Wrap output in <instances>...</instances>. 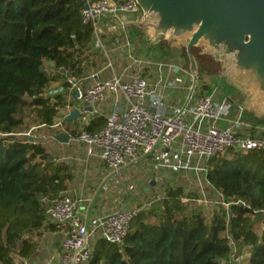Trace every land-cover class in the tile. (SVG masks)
<instances>
[{"label":"trees","instance_id":"16d2710c","mask_svg":"<svg viewBox=\"0 0 264 264\" xmlns=\"http://www.w3.org/2000/svg\"><path fill=\"white\" fill-rule=\"evenodd\" d=\"M83 5V0H0V264L31 259L36 252L31 237L57 227L46 223L43 206L66 190L68 167L53 161L40 144L15 135L27 100L40 125L52 126L64 110L62 97L43 95L52 80L43 70L46 63L83 75L93 41L91 27L81 22ZM192 55L202 73H218L209 57L196 50ZM63 118V135L70 137L94 133L104 124L103 116L87 126ZM207 168L205 181L224 201H242L250 209L232 205L226 216L220 207L208 223L201 213L185 214L180 188H167L158 213L140 211L121 246L99 241L90 264H222L231 251L227 235L246 248V264H264V228L258 234L253 225L254 218H264V152L230 150L210 159Z\"/></svg>","mask_w":264,"mask_h":264},{"label":"built area","instance_id":"2783aa9c","mask_svg":"<svg viewBox=\"0 0 264 264\" xmlns=\"http://www.w3.org/2000/svg\"><path fill=\"white\" fill-rule=\"evenodd\" d=\"M83 4L80 18L82 24L92 29L91 47L99 50L106 60L98 74L110 75L104 79L91 76L93 80L85 79L88 85L84 87L74 75L60 67L58 72L66 75L65 82L73 96V105H65V110L69 111L66 115L76 109L79 125L87 126L93 118L103 116L101 104L110 102L113 108L103 116L104 124L98 131H83L76 138L68 136V142L82 146L84 162L95 158L108 175L93 193H61L47 208L46 223L62 228L65 233L57 264H90L93 232L97 233L98 241L121 246L131 222L142 209L117 208L110 215H104L96 210V197L107 191L109 183L120 179L123 171L143 159L153 156L159 160L163 156L173 171L188 173L193 178L201 175L205 179L208 161L227 151L244 155L264 152V125H253L240 112L232 115L233 104L225 98H216L214 93L201 94L188 72L190 85L180 102L170 105L164 97H159L148 103L157 91L175 89L176 80L170 75L172 66L143 59L135 53L126 19L141 15L135 0H83ZM104 28L114 36L109 37L112 40L109 47L103 42ZM112 51L125 63L119 73L114 70ZM152 71L156 82L150 87L147 77ZM74 103L83 108L74 107ZM61 125L39 127L59 130ZM23 136L35 142L28 133ZM220 199L219 205L226 216L232 205L250 209L245 202H226L221 196ZM181 202L185 205L188 200L182 198ZM261 213L264 215V210ZM227 241L231 251L222 264H239L237 246L229 235ZM16 260V264H29L19 257Z\"/></svg>","mask_w":264,"mask_h":264},{"label":"rangeland","instance_id":"374dc122","mask_svg":"<svg viewBox=\"0 0 264 264\" xmlns=\"http://www.w3.org/2000/svg\"><path fill=\"white\" fill-rule=\"evenodd\" d=\"M130 35L133 40L132 45L135 53L143 59L146 58L144 51H148V53H150L149 51H156L159 55H157L156 52H153L149 55V59L152 58L156 61L161 60L169 64H172V62L179 64V54H183L184 58L186 56L184 50H182L181 52H178L177 56L173 57L172 54L176 55L174 50L170 49L168 46L163 50L161 49L160 45L164 43H161L158 49L144 48L140 43L139 38L135 36L133 37L132 32H130ZM108 36L112 38L114 37L110 36V34H108ZM196 52L198 53L197 50ZM111 53L113 54L111 60L114 62V70L116 73H119L125 66L124 60L120 56H115L113 51ZM105 64L106 60L102 53L94 47H91L87 60L82 64L84 71L82 78L87 79V82H90L93 80L91 76L94 75H98L100 79L108 77L110 73L107 72H102L100 75L98 74V72L103 70ZM185 67V77L183 76V78H180L179 81L176 80L175 89H167V91H175V94L177 95V87H179L181 80H183V84L186 88L190 85V77L187 74L189 62ZM45 69L52 80L45 88L43 95L48 97L50 100L60 96V98L62 97L61 100L65 101L64 105L67 103L70 104L69 100L71 95L67 90L68 85L65 82L66 75L53 69H48L47 65L43 68L44 71ZM153 71L147 77L150 87L153 85L154 80L156 79V77H153ZM75 77L77 78V76ZM195 86L201 92V94L206 95L214 93L216 98H225L229 101L231 99L229 96L230 90L225 86L224 82L220 80L218 73L216 75L204 74L200 71L198 63ZM62 89L64 90L63 93H61ZM181 99L182 96L181 98L173 97V99L172 97H167L165 100L168 104L175 105L177 102H180ZM27 103H29L28 100L21 111L23 125L18 131H16L15 136L17 138L25 139L23 135L28 133L34 138L36 143L41 145L45 153L53 161L63 164L65 161L67 162V160H69L66 166L70 172L71 179L67 183L66 190L62 193L67 192L68 194L73 195L74 193L72 191L76 190L81 183L85 184L87 187L82 189L83 192L90 193L91 191V193H93V191H96L108 173L104 171L103 168L97 164V162H95L97 161L95 158L91 161L84 162L82 157H84L85 149L78 143L68 142L67 144L63 145L58 143L56 137L60 134L63 135V132L65 131L64 129L66 127V125H64L62 122L64 120V115L59 113L57 119L55 120L56 124H62L61 129L54 130L42 128L39 127L40 124L35 118L33 112L34 109ZM102 115L106 116V111H104ZM242 116L246 120H250V117L247 114L242 113ZM71 123L79 125L80 120L77 119L75 122ZM77 136L78 135L72 136V138H76ZM169 164L170 162H168V160L166 161L165 157L163 156L162 158L160 157L159 160L153 156L143 159L142 161L123 171L120 179L109 183L110 186L108 187L107 191H101L102 193L97 195L96 204H98L99 207H106L107 205L115 206V210L117 208L129 209L134 207L140 208L142 210L153 209V211L158 213L161 209L159 203L165 193V190L167 188H180L184 192V197L188 200L187 204H185V214L190 216L194 215L195 213H201L205 220L210 223L214 212H216L221 207V205H219V202L221 201L219 194L215 192V190L205 181L203 176L199 175L198 177L193 178V176L188 173L173 171L168 167ZM59 195H61V193H59ZM49 204L50 203L43 206L46 211L50 206ZM261 222V218L256 217L253 220L254 229L258 231V234L263 229L262 226H259ZM31 238L36 243V252L33 256L32 264L58 263L61 245L65 238L64 232L62 233V231L53 232L46 230L41 234L40 237L32 236ZM100 244L101 243L98 241L97 233L93 232L92 246L95 247L97 245V248H100ZM237 250L240 256L239 264H246V261L249 258L246 248L239 249V247H237Z\"/></svg>","mask_w":264,"mask_h":264},{"label":"water","instance_id":"95a60500","mask_svg":"<svg viewBox=\"0 0 264 264\" xmlns=\"http://www.w3.org/2000/svg\"><path fill=\"white\" fill-rule=\"evenodd\" d=\"M141 15L128 16L133 35L147 49L165 43L184 50L193 85L199 56L219 66L218 76L230 90L233 109L264 124V0H135ZM178 68H175L177 71ZM78 111L65 120L75 122ZM68 135H58L61 144Z\"/></svg>","mask_w":264,"mask_h":264},{"label":"crops","instance_id":"0c3cea01","mask_svg":"<svg viewBox=\"0 0 264 264\" xmlns=\"http://www.w3.org/2000/svg\"><path fill=\"white\" fill-rule=\"evenodd\" d=\"M129 31L130 32H132L131 31V27L129 26ZM108 34H109V32L107 31V29L106 28H104V33H103V36H104V38H103V42L105 43V45L106 46H110L111 45V43H112V40H111V38H109V36H108ZM132 35H133V33H132ZM133 37H134V35H133ZM109 38V39H108ZM133 40H132V38H131V42H132ZM90 49H91V47H90ZM89 49V50H90ZM150 53H148V51H144V54L146 55V58L148 57L149 58V55L150 54H152L153 52H156V51H149ZM156 54L157 55H159L157 52H156ZM152 59V58H151ZM154 60V59H153ZM154 61H156V60H154ZM156 62H158V63H163V64H166V65H170V66H172V69H171V71H172V73H170V75H171V77L173 78V79H175V80H177V81H179L180 80V78L182 79L183 78V76H184V68L183 67H181L179 64H177L176 62H172V64L170 63H167V62H164V61H161V60H157ZM46 65H47V67H48V69H53V64L52 63H46ZM46 65L44 66V67H46ZM178 68V70L177 71H175V68ZM56 70V69H55ZM45 71H46V69H45ZM56 71H58V70H56ZM151 72V71H150ZM83 76V75H82ZM82 76H80V78L79 77H77V78H79L78 79V81L81 83V85L82 86H87L88 85V83L87 82H85L86 80L85 79H83L82 78ZM185 77V76H184ZM156 82V80H154V83ZM154 83H153V85H154ZM180 85H179V87H177V95L175 94V91H167V90H165V92L164 91H157L156 92V94L154 95V96H152V97H150V99L148 100V103H150L151 101H154V100H156L157 98H159V97H172V99H173V97H176V98H181V96H182V99H183V96L185 95V91H186V87H185V85L183 84V80H181V83H179ZM152 85V86H153ZM56 88H59V87H56ZM60 90V89H59ZM68 91H69V88L67 89ZM64 92V90L62 89L61 90V93H63ZM46 97V96H45ZM165 98V99H166ZM64 103H65V101H64ZM69 103L71 104L72 103V105H73V96H71V98H70V100H69ZM66 105H68V103L66 104ZM69 106V105H68ZM120 106H122L121 104H120ZM70 107H72V106H70ZM74 107H76V108H83V106H80V105H78V103H74ZM112 104L110 103V102H108V103H105V104H101V112L103 111V113H104V111H106V115L110 112V111H112ZM234 111V113H232V115H237V114H239V112L241 113V111H236V110H233ZM69 111L68 110H65V105H64V111L63 112H60V113H62L64 116L68 113ZM102 113V114H103ZM242 114V113H241ZM69 115V114H68ZM68 115H66V116H68ZM66 116H65V118H66ZM104 116V115H103ZM66 121V120H65ZM68 122V121H67ZM248 122H250V123H252L253 125H264V124H260V123H256V122H254V121H251V120H249L248 119ZM59 143V142H58ZM60 145H63V144H61V143H59ZM67 144V143H66ZM95 162H97V164L99 165V166H101L100 165V163L98 162V161H95ZM95 165V164H94ZM82 184V183H81ZM81 184L79 185V187L76 189V190H73L72 192L74 193V195H77V194H79V193H83V194H86V195H89L90 193L89 192H83L82 191V189L83 188H87L86 186H85V184H82V186H81ZM91 192V191H90ZM108 194H110V193H108ZM96 210L98 211V212H102L103 214H106V215H110L111 213H113L114 212V210H115V206H111V205H107L106 207H99L98 206V204H96ZM111 210H112V212H111ZM111 212V213H110ZM262 220V222L260 223V225L259 226H263V224H264V219H261ZM90 227H91V225H90ZM62 231V233H63V229L62 228H59V227H57V229H55L53 232H61ZM32 259H33V257L31 258V259H29V260H26L29 264H32Z\"/></svg>","mask_w":264,"mask_h":264},{"label":"flooded vegetation","instance_id":"af4514ba","mask_svg":"<svg viewBox=\"0 0 264 264\" xmlns=\"http://www.w3.org/2000/svg\"><path fill=\"white\" fill-rule=\"evenodd\" d=\"M160 47H161L162 50L165 49V48H167V46L165 44H163V45L161 44ZM178 63H179V65L181 67L186 66V64L188 63V61L186 60V58H184V55L183 54H179L178 55Z\"/></svg>","mask_w":264,"mask_h":264}]
</instances>
